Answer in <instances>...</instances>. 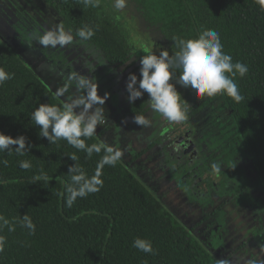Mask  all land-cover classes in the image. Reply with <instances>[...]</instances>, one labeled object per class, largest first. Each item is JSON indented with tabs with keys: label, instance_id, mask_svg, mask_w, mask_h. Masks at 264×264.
Listing matches in <instances>:
<instances>
[{
	"label": "trees",
	"instance_id": "1",
	"mask_svg": "<svg viewBox=\"0 0 264 264\" xmlns=\"http://www.w3.org/2000/svg\"><path fill=\"white\" fill-rule=\"evenodd\" d=\"M63 5L77 29H94L89 40L111 63L132 57L128 27L104 11L85 7L82 0H48ZM142 22L162 35L172 54L175 39L196 38L204 29L220 33L223 51L248 66V73L235 78L243 99L235 102L222 95L235 127L264 184V8L259 0H132ZM0 68L13 73L0 86V132L16 138L25 136L30 152L17 156L0 153V215L10 222L27 214L35 234L15 223V231L4 227L6 238L0 264H218L188 232L155 200L120 163L102 169L103 187L66 206L65 184L75 163L91 176L104 154L78 151L60 140L49 144L38 135L30 119L42 103L61 105L53 92L20 57L0 40ZM143 99L129 104L127 113H145ZM140 104V105H139ZM139 105V106H138ZM88 145H102L94 136ZM75 154L77 161L69 156ZM29 161L28 170L19 161ZM41 169L49 182L33 177ZM152 242L154 253L132 247L135 238Z\"/></svg>",
	"mask_w": 264,
	"mask_h": 264
},
{
	"label": "rangeland",
	"instance_id": "2",
	"mask_svg": "<svg viewBox=\"0 0 264 264\" xmlns=\"http://www.w3.org/2000/svg\"><path fill=\"white\" fill-rule=\"evenodd\" d=\"M0 10L2 11V15H0V34L8 43V39L15 40L16 44L19 45L16 48L21 52L31 71L48 86L54 95V90L62 86L60 83H66L68 78L64 74L68 70L58 68L62 64L70 65L69 68L73 72L79 71L80 74L91 77L93 81L96 80L98 95L104 96L106 93L108 94V98L104 103L106 106L105 115L108 121L106 120L103 125L102 136L98 134L94 136L102 145L119 148L123 152L119 162L167 211H171V207L173 208V205L177 204L175 200L181 201V198L173 196L174 190L177 189L176 184L182 183L180 181L186 177L183 169H173L174 165H177L173 157L168 154L160 155L159 157L156 151L161 145L157 135L167 121L150 109L147 103V93L140 99H143L142 103L146 111L143 116L150 121V125L148 127L137 125L134 122L133 115L127 113L130 103L126 99L128 96L126 83L130 73L136 74L138 80L140 79V60L132 56L125 59L122 64L111 63L99 47L85 41H79V39L74 40L72 44L63 48L60 47L63 50V54L60 55L61 52H58L59 48H44L32 39V36L36 33L42 34L49 29L55 28L56 23L53 25L47 23L44 26L33 24L30 20V13L27 12L28 10L22 11L18 7L14 8L5 0H0ZM43 12L41 13L44 16L46 15L49 20L51 17L49 10ZM118 15L131 28L129 34L132 41L143 42L140 35L145 34L148 38H146L147 41L164 45L162 38L155 32L149 33L144 30L143 26V29L141 28L138 32H135L132 29V20L128 19L126 14L119 13ZM148 35L150 36L148 37ZM134 48L133 43L132 50ZM45 58L49 61L53 60L52 66L45 65ZM72 63H74L73 67L71 66ZM176 76H179L178 71ZM178 86L180 87L179 93L182 100L189 105L188 118L182 123L168 122V124L172 125L175 133L187 128L194 130L198 143L203 147L204 152L202 154H205V160L202 161H205V163L201 165L202 167L199 170L196 169L197 174L190 175L189 178H186V184L178 185V187L182 189L187 199L196 203V205H200L199 201L204 200L205 204L202 203L201 207L205 208L204 211L207 212L206 222H209V218L215 214L219 226H222L228 215L221 210L213 215L211 214L215 210L218 211L219 207L222 208V206L226 205L247 206L252 209L256 220L264 221V185L253 170L249 155L239 138L231 112L222 95L214 97L195 96L191 89ZM69 91L68 93L73 94V92ZM70 94L66 98L71 96ZM59 101L62 102L61 99ZM137 101L138 99L135 102ZM155 161H160L161 165L169 167L175 174L176 181H171L170 185L165 182L166 184L162 185L160 189H156L155 185H153L155 184L153 181L155 176L151 173L156 171V168H154ZM214 164L219 166V171L212 167ZM150 168H154L153 171ZM214 182L219 184L220 187L217 192H214L211 188ZM211 210L213 211L210 212ZM190 214L184 209L173 210V215L182 223L189 222L188 229L193 230L198 221L195 216H198V214L195 213L196 215H194L193 213V217H189ZM191 218L192 220L189 221ZM217 228L221 233L223 232L222 228ZM209 230L204 232L207 234ZM196 231L198 230H194V232ZM211 233L214 234L213 231ZM215 235L217 234L208 236V241L215 242ZM199 237L197 236L198 239ZM263 245L260 243V248L264 249ZM231 255L226 254L223 256V260L225 262L228 261Z\"/></svg>",
	"mask_w": 264,
	"mask_h": 264
},
{
	"label": "clouds",
	"instance_id": "3",
	"mask_svg": "<svg viewBox=\"0 0 264 264\" xmlns=\"http://www.w3.org/2000/svg\"><path fill=\"white\" fill-rule=\"evenodd\" d=\"M85 7L97 8L101 0H82ZM264 8V0H259ZM127 0H113V8L117 11L126 7ZM95 35L94 29L85 26L77 29L75 36L71 29H65L63 24L45 32L36 33L32 39L44 48H57L70 45L77 38L79 41H88ZM178 49L172 55L168 51H161L159 55L147 53L140 58V79L136 74L130 73L126 83L127 101L134 104L137 99L148 94L147 103L154 113H158L169 123H182L188 118L189 105L182 100L176 85L191 89L195 96L214 97L226 95L235 102H240L243 97L240 94L235 78H243L248 73V66L239 61L233 62L231 55L223 51L220 33L215 29H204L196 38L175 39ZM177 71L179 76H176ZM14 76L0 68V86ZM175 81V82H173ZM69 88H74L75 93L65 99L61 105L42 103L31 114L30 119L39 128L38 135L46 138L49 144H55L64 140L68 145L78 151L86 153L91 158L93 153L100 154L101 159L97 163L96 171L89 176L83 168L76 163L69 167L70 182L65 184L66 206L72 207L78 198H85L97 193L103 187L102 169L107 165L115 167L121 160L123 152L119 148L108 145H88L86 140L97 133V126L103 125L107 117L103 107L108 98L98 95L96 80L79 72L71 73L65 85L55 90V95L64 98ZM134 122L142 127H148L150 121L144 116H134ZM31 144L23 135L13 138L0 132V153L13 151L17 156H23L30 152ZM71 160L77 161L73 154ZM4 166L7 160L0 161ZM19 167L28 170L32 167L29 161H19ZM219 171V166H212ZM37 183L49 182L47 174L41 169L40 175L33 177ZM26 228L29 235H34L36 226L32 219L24 214L18 221L10 222L0 215V231L4 227L8 231H15V223ZM6 238L0 236V252L4 251ZM132 247L137 250L152 254L154 249L152 242L143 238H135ZM249 264H256L250 261Z\"/></svg>",
	"mask_w": 264,
	"mask_h": 264
},
{
	"label": "crops",
	"instance_id": "4",
	"mask_svg": "<svg viewBox=\"0 0 264 264\" xmlns=\"http://www.w3.org/2000/svg\"><path fill=\"white\" fill-rule=\"evenodd\" d=\"M60 84H62L61 87L65 85V83H60ZM74 91L75 89L71 88L69 92H73L74 94L75 93ZM69 94L70 93H66L64 98H60V97L58 98L61 99L62 102L64 103L66 96H68ZM103 107L104 109H106L105 104L103 105ZM145 113L143 114L130 113V114H132L134 117L135 115L143 116ZM103 125L97 126L96 134H98L99 136H102V133L104 131L102 130L104 129ZM156 151L158 152L159 157L160 155H163L160 150V147H158ZM154 166H155L154 168H156V171L151 173H153V175L155 176L153 180L155 184L153 185H155L156 189H160V187L166 183L167 185H170L171 181L173 182V180H175V174H173V172L170 170L169 167L161 165L160 161L159 162L155 161ZM154 168L152 169L150 168L151 171H153ZM173 169H175V165ZM178 185L182 186L185 184L183 183L176 184L177 189L174 190L175 192L173 196H175V198L178 197L181 198V201L179 202V200H175L177 204H174L173 208L171 207V211L170 210L167 211L165 207H163L162 204L143 185L142 186L218 264H249L250 261H255L256 264H264V249L260 248L259 246L260 243L264 244V221L256 220L253 216V212L251 208L247 206L241 207V206H233V205H226L224 207L222 206V208L219 207L218 211L215 210L211 214L213 215L214 213L220 212L221 210L223 213H226L228 215V217H226V221L223 222L222 226H219V222L216 219L215 214L209 218L210 220L209 222H206L205 219L207 212L204 211L205 208L201 207L202 203L205 204V202H203L204 200L199 201L200 205H196V203L189 201L185 196V194L183 193L182 189L178 187ZM177 209H181V210L184 209L185 211L190 212L191 214L189 215V217H193V213L194 215H196L195 213L198 214V216L197 215L195 216V218H198V221L195 224V228L193 230L188 229L189 222L182 223L175 215H173V210L175 211ZM212 211L213 210H211L210 212ZM191 220L192 218L189 221ZM217 227H219L220 229L222 228L223 232L221 233V231H219ZM208 229H210L211 231L209 230V232H207L206 234L204 231ZM194 230H198V231L194 232ZM212 231L214 232V234H217L214 237L215 242H211V240L208 241V236L214 235L211 233ZM197 236H200L199 239L197 238ZM226 254L227 255L232 254V255L231 258L225 262L223 260V256H225Z\"/></svg>",
	"mask_w": 264,
	"mask_h": 264
},
{
	"label": "flooded vegetation",
	"instance_id": "5",
	"mask_svg": "<svg viewBox=\"0 0 264 264\" xmlns=\"http://www.w3.org/2000/svg\"><path fill=\"white\" fill-rule=\"evenodd\" d=\"M5 2H8L9 5L14 6V8L18 7L19 9H22V11L28 10L27 12L30 13V20L33 22V24H36L38 26H44L47 23H49L50 25H53L54 23H56L55 26H57L58 24H63L65 29H71L73 35L75 36V27L77 26V23H72L69 21L70 19L68 18V16H66V14H64V8H63V5H61L62 3L60 5H55L53 2H49L48 0H5ZM101 2H103L104 11H107L109 14L113 15L118 20H120V22H122L124 24H125V22H123V20L119 17L118 14L119 13L126 14L128 16V19L132 20V22H133L132 23V25H133L132 29L135 32H138V30L141 29L143 26L145 31H148L149 33L155 32L156 34H158L162 38V42L164 43V45L162 43H156V42L154 43L152 41H147L146 40L147 35H145V34L140 35L143 42H139L137 40L134 42L131 40L132 38L129 34V31L131 30V28L129 26H127V24H125L128 27V37H129V40L131 42V46L133 45V43L135 46V48L132 50V56L133 57H136L140 60V58L142 56L146 55L147 53H155V54L159 55V53L161 51H168V53H170L172 55V52L169 51V49L166 45V41L163 39L162 35L159 34L158 32H156V30H154L153 28L147 27L142 22L143 20L139 16L132 0H127L126 7L122 10H119V11H117L113 8V0H101ZM46 10H49V12H50L51 17L49 20L47 19L46 15L44 16L41 13V12L46 11ZM0 15H2L1 10H0ZM125 18L127 19V17H125ZM140 33H141V31H140ZM149 36L150 35H148V37ZM0 40L2 42L6 43L20 57V59L27 66H29L27 64L26 60H24V58L22 57V54L19 51V49L16 48L19 45L16 44L15 40L8 39V41H9V43H8L1 34H0ZM85 42L93 44L89 40L85 41ZM58 48L60 49V47H57V49ZM58 52H61L60 55L63 54V50H61V49ZM45 61H46L45 65L52 66L53 60L49 61L47 58H45ZM60 61L62 62V60H60ZM73 64L74 63H72V65H71L72 67H73ZM115 64H118V63H115ZM69 66L70 65L62 64V66H58V68L68 70L67 73L64 72V74H66L65 76H69L71 73H74L71 70V68H69ZM173 82H175V81H173ZM176 87H177V91L179 92L180 87L178 85H176ZM147 99H149L148 94H147ZM157 138H158L159 142H161V145L159 147H160L162 154L163 155L168 154L169 156L173 157V159H175V162H177L175 169H179V170L183 169L185 172L186 178H189L190 175L193 176V175L197 174L196 169L199 170L202 167L201 165L205 163V161L202 162L203 160H205V158H204L205 154H202V152H204V150H203L202 145L200 143H198L197 135L195 134L194 130L187 128V129H184L183 131L175 133V130L172 127V125L170 126L168 124V122H165L163 124V128L158 133ZM204 148H205V146H204ZM244 148H245V146H244ZM245 150H246V148H245ZM249 159H250V157H249ZM255 174H256V172H255ZM186 178H184L180 182H182L183 184H186V182H185L187 180ZM211 188L214 192H217V191H219L220 187H219V184L214 182L213 186Z\"/></svg>",
	"mask_w": 264,
	"mask_h": 264
}]
</instances>
